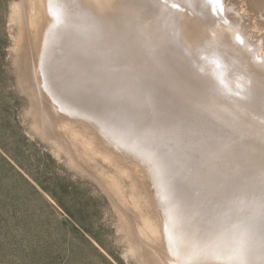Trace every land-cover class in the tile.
<instances>
[{
	"label": "rangeland",
	"instance_id": "374dc122",
	"mask_svg": "<svg viewBox=\"0 0 264 264\" xmlns=\"http://www.w3.org/2000/svg\"><path fill=\"white\" fill-rule=\"evenodd\" d=\"M125 1L0 0V264L180 263L150 167L71 106L149 152L191 237L264 245V0H208L203 28L186 0Z\"/></svg>",
	"mask_w": 264,
	"mask_h": 264
},
{
	"label": "bare ground",
	"instance_id": "6f19581e",
	"mask_svg": "<svg viewBox=\"0 0 264 264\" xmlns=\"http://www.w3.org/2000/svg\"><path fill=\"white\" fill-rule=\"evenodd\" d=\"M64 1H66V0H64ZM129 0H127V1H125V3H127ZM151 1V0H150ZM154 1H155V3H156V0H152V2L154 3ZM166 1V0H165ZM206 1V3H207V7L205 8V7H202L200 4H198V3H200L199 1H197L196 0V4L194 5L195 7H194V10L193 11H190L189 10V5L191 4V2H192V0H186V1H184V4H186L185 2H187V4H189V5H187V7L185 6V10L184 9H181V10H178L177 12V14L179 15L178 17H179V19L180 18H184L185 17V15L186 14H190V15H194V13H192V12H194L195 11V13H196V15H195V19L194 20H196L197 22L196 23H198V25H199V27H201V28H203V26H204V24L202 23V20H201V16H200V12L201 11H203V9H205V10H207L208 9V11L210 10V9H213L212 7H214L213 5H214V3L212 4V5H209L210 3H209V1L208 0H205ZM198 2V3H197ZM206 3H204L205 5H206ZM124 4V3H123ZM128 4H130V2H128ZM167 4V3H166ZM127 5V4H126ZM159 5H162V3H160ZM168 5V4H167ZM129 6V5H128ZM165 6V5H164ZM47 7H48V11L49 10H51V12H52V14H54V9L52 8V6H51V4H50V7L47 5ZM162 7V6H161ZM201 7V8H200ZM210 8V9H209ZM165 9V8H164ZM167 10V9H166ZM211 11V10H210ZM199 12V13H198ZM202 13V12H201ZM205 13V12H204ZM209 13V12H208ZM176 14V13H175ZM48 15H49V13H48ZM47 15V16H48ZM160 15V14H159ZM158 15V16H159ZM50 16V15H49ZM155 16V15H154ZM157 16V15H156ZM155 16V17H156ZM177 16V15H176ZM189 16V15H188ZM188 16L186 15V18H188ZM208 16H210V15H208ZM46 17V16H45ZM175 17V16H174ZM163 18V17H162ZM45 19V18H44ZM159 19H161V18H159ZM52 20V19H51ZM162 20V19H161ZM211 20L213 21V22H215V19L214 18H211ZM165 21H166V18H165ZM192 21V20H191ZM54 23V22H53ZM66 22H62L61 21V24H65ZM193 22H187V23H185V24H188V26H190L191 24H192ZM41 24V23H40ZM59 24H60V22H59ZM215 24V23H214ZM34 25V24H33ZM68 25V24H67ZM203 25V26H202ZM49 26H50V30L51 31H53V32H57V28H56V25H55V23L54 24H52V21L49 23ZM44 28V27H43ZM159 28H160V26H159ZM184 28H186V26L184 27ZM205 28H206V26H205ZM114 30V29H113ZM46 31V30H45ZM45 31H44V33H45ZM58 33H62V32H60V30H59V28H58ZM64 33V32H63ZM185 31H183V33H182V37H184L185 39H186V37H189V36H186L185 34ZM203 33V32H202ZM44 35V34H43ZM46 36V37H45ZM45 36H43L44 38H46V42L44 41V39H42L45 43H43V50H44V54L45 55H47L48 54V42H47V39H48V33L45 35ZM145 36V35H144ZM188 39V38H187ZM204 39H205V41H209V45H211L210 43V38L208 37V36H206V37H204ZM203 39V40H204ZM215 47H216V45H214ZM213 45H211V47H214ZM219 46V45H218ZM187 47V46H186ZM188 48V47H187ZM189 48H191V47H189ZM188 48V49H189ZM200 48V47H199ZM203 48V47H202ZM210 48V47H209ZM216 48H218V47H216ZM211 49V50H210ZM209 49V52L207 51V50H205V55L207 56L206 57V60H207V62H209L211 65H213V66H215V67H217V68H219V72H212V74H210V78H211V80L212 81H210L211 82V84L212 85H215V84H217V85H219V87H217L216 89H224V88H230L232 91H233V88H232V86H231V83H228L227 81H225V82H227L226 84H228V85H224V79H226V78H224L223 80H218L217 78V73H218V75H220V73L221 72H223V70L226 68V64L223 62V60L222 59H220V58H218V59H216V58H214V57H212V53H210L212 50H214V48L212 49V48H210ZM204 50V49H203ZM237 50V49H236ZM218 51V50H217ZM191 52V51H190ZM202 52V51H201ZM238 52V51H237ZM187 53H189V52H187ZM207 53V54H206ZM214 53H215V50H214ZM219 53V52H218ZM199 54H202V53H199ZM221 54V53H220ZM224 54V53H223ZM223 54H222V56H223ZM256 55H257V53L254 51V53L252 54V55H248V57L249 58H253V60H255V62H257L256 61ZM261 55V54H260ZM200 56V55H199ZM220 56V55H219ZM259 57V56H258ZM221 58H225L226 59V57H221ZM229 59V58H228ZM231 59V58H230ZM264 60V59H263ZM227 61V60H226ZM229 61H227V63H228ZM259 62H261L262 63V65H264V61H259ZM253 64V63H252ZM256 64H258V63H256ZM236 65V64H235ZM259 65H261V64H259ZM232 66V65H231ZM236 67V66H235ZM253 67V66H252ZM233 68V67H232ZM240 68V67H239ZM229 69V68H228ZM236 69V68H235ZM234 69V70H235ZM234 70H233V72H234ZM241 70V69H240ZM262 71H264V70H262ZM239 72V71H238ZM240 72H242V71H240ZM239 72V73H240ZM224 73V72H223ZM225 74V73H224ZM237 74V73H236ZM244 75H245V73H244ZM244 75L243 76H240V74L238 75V77H240V79H243L244 80V82H247V78H249V77H247L246 78V76L244 77ZM222 76H223V74H222ZM221 76V77H222ZM250 76V75H249ZM252 76V75H251ZM220 77V78H221ZM225 77V76H224ZM223 78V77H222ZM235 79V78H234ZM227 80V79H226ZM250 80H253L252 79V77H251V79ZM250 80H248L249 82H250ZM219 81H220V83H219ZM232 81V80H231ZM236 81V80H235ZM243 82V83H244ZM249 82H247V83H249ZM253 82V81H252ZM251 82V83H252ZM251 83H249V84H251ZM210 85V84H209ZM240 85H241V82H240ZM244 85V84H243ZM246 86V85H245ZM234 87V86H233ZM245 88V87H244ZM243 88V89H244ZM256 88V87H255ZM234 90H236V89H234ZM254 90V89H253ZM256 90V89H255ZM217 91V90H216ZM223 91H225V89L224 90H222V92ZM242 91V90H241ZM243 92V91H242ZM245 92H246V90H245ZM257 92V91H256ZM256 92H253V93H256ZM220 93V92H219ZM252 93V92H251ZM238 94V93H237ZM242 94V93H241ZM242 95H244V94H242ZM257 95V94H256ZM226 96V95H225ZM255 96V95H254ZM253 96V97H254ZM243 97H245L247 100H250V96H248V95H246V93H245V95L243 96ZM252 99V98H251ZM251 101V100H250ZM66 112H71V114L73 115V116H81L80 117V121H81V119H83L84 117H86L88 120L89 119H91V120H93V121H95V122H93V124L90 122L91 120H89V122L92 124V125H94V123H96L97 125H99L97 128L99 129V127H100V133L103 135L102 137L106 140V141H104V142H108L109 144H111L115 149H117V150H119V149H121V151L123 150H125L124 151V155H125V153L127 152V155H129L131 158H132V156H135L136 158H138V160H139V162L141 161L142 163H141V165H143V166H147L148 168L150 167V169L148 170L149 172H151V175L153 176V177H149V179L151 180L152 178V184L154 185L153 187H155V195L157 196V200H155L154 198H152L154 201H155V203L160 207H158L157 206V208H159L158 209V211H160V215L162 214V212H163V221H164V223H162V224H164L163 225V229L165 230V237L167 236L168 238H169V242L170 243H168L169 244V247H167L168 248V250L170 249V251H171V255L173 254L174 256L173 257H175V259L176 258H179V260H180V263L179 264H187V263H191V264H205V263H209V264H264V245H262L261 244V246H259L260 248V250L258 251V247H257V252L258 253H254V252H252L253 250H252V248L251 247H249L250 246V244H249V246H244V243H239V242H233L231 239H228V238H225L226 236H216V234H215V237H209V238H206V237H204V236H202L201 238H197L196 237V239L194 238V237H191L190 235H192V234H189V233H187L186 232V228H184V226H183V222H182V217H181V215H180V213H179V210H180V208H179V210L177 209V207L175 206V204L171 201V199L169 198V197H167L168 195V193L166 194V192H165V186H163L165 189H164V191H163V188H162V186H161V183H160V174L158 173V168L156 167V165H155V163H154V160H153V158L152 157H150V154H149V152H147V153H145L143 150H141V149H138L137 147H133L132 146V144L130 145V144H127V143H125V141H123L124 139H122V137H120V134H119V136L116 134V131L114 132V131H111L109 128H108V126H106V125H104V124H101L102 123V121H101V123H100V120H98V119H95L94 118V116H93V114H90L89 112H87V111H85V110H78V109H76V108H73L72 106L71 107H67L66 109ZM71 116V115H70ZM100 119V118H99ZM77 120H79L78 118H77ZM83 121H85V119H83ZM87 122V121H86ZM88 122V123H89ZM85 123V122H84ZM81 124V123H80ZM95 124V125H96ZM91 126V125H90ZM95 128H96V126H95ZM96 128V129H97ZM117 133H119V132H117ZM128 141V140H127ZM108 144V145H109ZM136 145H138L137 143H136ZM107 146V145H106ZM140 148V147H139ZM148 148V147H147ZM146 148V149H147ZM113 153V152H112ZM116 153V152H115ZM115 155V154H114ZM127 155H126V157H127ZM120 157V156H119ZM130 157H129V159H130ZM124 158V157H123ZM133 159V158H132ZM125 160V159H124ZM127 160V159H126ZM135 160V159H134ZM137 160V159H136ZM137 160V161H138ZM133 161V160H132ZM159 162V161H158ZM124 163V162H123ZM133 163V162H132ZM136 166V165H135ZM154 168H153V167ZM144 168H146V167H144ZM141 169V168H140ZM147 169V168H146ZM161 169V168H160ZM144 171H145V169H144ZM139 174V173H138ZM142 175H144V174H142ZM147 175H148V173H147ZM162 177V176H161ZM146 178H148V177H146L145 176V180H146ZM148 180V179H147ZM163 179H161V181H162ZM148 182V181H147ZM146 182V183H147ZM165 183V182H164ZM144 184V183H143ZM163 184V183H162ZM146 185H151V184H146ZM164 185V184H163ZM152 187V186H151ZM151 189V188H150ZM151 191V190H150ZM154 192V191H153ZM152 195V194H151ZM155 203H153L152 202V205L154 204V206H155ZM157 211V212H158ZM156 212V213H157ZM158 214H159V212H158ZM159 215V216H160ZM162 216V215H161ZM162 221V220H161ZM163 229H161V230H163ZM164 232V231H163ZM163 236H164V234H163ZM229 235H227V237H228ZM255 239H256V237H255ZM258 240H259V237L257 238ZM257 240V241H258ZM261 240V239H260ZM264 242V241H263ZM166 243H167V241H166ZM261 243H262V241H261ZM167 244V245H168ZM264 244V243H263ZM260 245V244H259ZM255 250V249H254ZM263 257V258H262ZM261 260H260V259ZM171 260V259H170ZM169 260V261H170ZM174 260V259H173ZM177 260V259H176ZM175 261V260H174ZM174 261H173V264H177L176 262L174 263ZM259 261V262H258ZM172 264V263H171Z\"/></svg>",
	"mask_w": 264,
	"mask_h": 264
}]
</instances>
